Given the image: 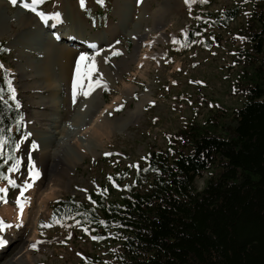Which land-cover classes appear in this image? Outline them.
<instances>
[{"label":"rangeland","instance_id":"rangeland-1","mask_svg":"<svg viewBox=\"0 0 264 264\" xmlns=\"http://www.w3.org/2000/svg\"><path fill=\"white\" fill-rule=\"evenodd\" d=\"M205 1L204 11L239 5V15L226 27L214 29L221 37L219 43L203 34L183 49L178 39L192 27L197 14L194 0H0V47L5 48L0 53V72L8 71L12 90L6 98L22 112L18 124L21 131L12 127L16 133V160L9 173L12 181L0 180V199L4 198L0 202V250L11 239L8 237L24 207L38 212L36 231L29 228L25 233L28 238L35 234L28 254L17 264H80L86 253L105 256L102 253L112 246L94 242L86 229H70L69 223L51 219L52 202L69 195L87 202L90 192L102 184L112 196L123 185L109 180L110 175L124 173L126 180L131 179L144 166L146 151L165 148L167 135L188 122L194 111L203 118L216 103L227 109L240 106L243 98L233 92L237 68L229 64L234 50L244 46L237 35L245 27L253 0ZM33 17L39 22L53 20L55 27L45 24L44 34L32 39L25 33V39L19 41ZM127 29L144 37L150 35L153 47L147 50L141 45L134 52L135 42L125 33ZM69 32L78 41L60 39ZM51 39L74 53L69 70L77 68V55H84L75 89L68 84L66 73L59 71L60 61L55 64L49 57L53 56ZM206 39L211 40L210 48L203 44ZM147 53L150 56H145ZM140 57L143 59L136 67ZM45 63L56 78L60 114L69 105L80 127L91 115L105 116L108 112L109 121L108 127L98 129L94 136L90 130L97 122L88 124V135L81 136L82 146L69 144L54 156L44 155L41 149L43 141L50 146L54 137L39 141L29 129L35 124L33 111L43 109L33 104H41L48 95L42 87L44 82L33 71ZM44 75L42 72L40 77ZM36 85L39 87L33 88ZM85 136L89 137L84 140ZM206 175L202 172L196 178L198 189ZM43 178L37 192L35 186ZM10 247L0 253L5 254L0 263L15 252Z\"/></svg>","mask_w":264,"mask_h":264},{"label":"trees","instance_id":"trees-1","mask_svg":"<svg viewBox=\"0 0 264 264\" xmlns=\"http://www.w3.org/2000/svg\"><path fill=\"white\" fill-rule=\"evenodd\" d=\"M194 1L192 27L178 39L183 49L203 34L219 43L214 29L226 27L240 11L239 5L204 11L206 1ZM240 32L244 46L229 64L237 68L233 92L243 98L240 106L216 103L203 118L194 111L167 135L165 148L146 151L144 166L131 179L110 175L123 185L112 196L102 184L87 202L72 195L52 202V220L86 229L94 242L112 246L105 256L86 253L80 264H264V0H253ZM203 44L210 48L211 40ZM11 88L2 70L0 180L8 184L16 160L12 127L20 132L22 117L6 98ZM202 172L207 175L198 189Z\"/></svg>","mask_w":264,"mask_h":264},{"label":"bare ground","instance_id":"bare-ground-1","mask_svg":"<svg viewBox=\"0 0 264 264\" xmlns=\"http://www.w3.org/2000/svg\"><path fill=\"white\" fill-rule=\"evenodd\" d=\"M154 15H155V13H154ZM29 19H30V16H29ZM121 19L124 22L125 21V15ZM55 23L56 22H53V20L52 21H46L45 20L44 22L43 21L39 22L36 20L35 17H33L32 20H30L26 23L27 30H25L21 34V37H18V40L20 41L21 38H24L22 35H24L25 33L27 35L26 36L27 38L30 37L32 39H35V38L39 37L40 35L44 34V32H46L45 31L46 25L49 26V24H55ZM28 26H29V29H28ZM134 32L135 31H133L131 29H127L125 31V33L127 35H129L130 37L132 35V40L135 42L134 52H135L136 47L139 48V47H141V45L147 46L146 47L147 50H149L148 48L153 47L154 42H152L150 40L151 39L150 35L144 37V35L134 34ZM59 37H60V39H63V40L72 39V41H78L77 38H73L72 35H70V32L69 33H63ZM152 39L155 40L156 37H152ZM51 41L52 42L50 43L49 48L51 49L53 56L50 54L49 57H50V59H51V57H53L54 60H52V62H54L55 64H57V62L60 61V64H57L59 66V71H61V73H63V72L66 73V75L68 76V80H67L68 84L73 85V88L75 89V87L77 86V83L79 82L80 73H81L80 71H78V68L80 66L79 63L82 62V57H84V55L83 54L77 55L78 59L75 61L77 63V68H73V69L69 70V65H70L71 61L73 60L74 53L67 46L66 47L61 46V44H59L58 41H55L52 39H51ZM46 49H48V48H46ZM149 54L150 53H147L145 56H150ZM133 55H134V53H133ZM143 57H140L138 59V61L136 62V67L140 66L139 63L143 59ZM28 63H31V62H28ZM29 69L31 70V68H29ZM33 71H34V74H37L38 80L41 79V81L44 82V86H42V87L46 88V90H44V91L47 92L48 95H47L45 101H41V104H33V105H36L38 107L40 105H42L43 109L33 111L35 119L32 118V121L35 124L34 125L32 124L29 127V129L31 131V134L34 136V138L39 139V141H41V140L43 141V138H44V140H46V138L47 137L50 138V136L54 137L53 138L54 139L53 144L50 146L47 145L48 148H47L46 144L49 142L43 141L44 144H43V148H41V149L45 150L44 155L46 154L47 156H49V155L54 156V155L60 153V151L63 148L66 149L69 144H76L78 146H82V140L83 139H81V136L87 134L86 129L90 128L88 126V124L91 125L94 121L97 122V125L93 128V130H90V133L93 136L98 129L104 130L106 127H108V123H109V121L107 119L108 112L105 114V116L91 115L89 120H87V122L85 124H83L81 127L79 126V124H76L75 114H74L75 110L69 111V108H70L69 105L67 107H65L62 114H60L61 112L59 113V110H58L59 104L55 99V97L58 93V87L55 84L56 78L53 77V73L50 70L49 63L42 64L39 66V68H37V69L34 68ZM42 72H45V75L43 77H40ZM34 81H37V80H34ZM36 87H39V86H37V85L33 86V88H36ZM68 104H69V102H68ZM103 105L108 107L107 103H104ZM36 130H38V132ZM88 137H86L84 140H86ZM46 148H47V150H46ZM66 161L70 162L71 160H70V158H68V159H66ZM47 171H49V170H47ZM48 177L51 178V175L50 176L48 175ZM42 181H44V178H43V180H39L37 183V186H35L36 187L35 190H37V192H38V189L40 190V188L42 186V184H41ZM49 181H52V180L49 179ZM4 205L5 204H2V206H4ZM18 215H20V214H17L16 216H18ZM37 215H38V212L36 210L28 209V206L24 207L23 212L21 213L20 217L18 216L19 218H17L18 219V225L12 230L11 236L8 237L11 239H9L6 242V244H4V248H2L0 250V253H2L3 251H8L9 247L11 246L10 248L13 247V250L15 252L11 255V257L8 260L5 259L0 264H10V263L11 264H17V261L22 256H24L25 254H28V250H29L28 245L31 243V240L35 234L30 235V237L28 238V237H26L25 233H26V230L29 228H31V230L33 232L36 231ZM4 256H5V254H1L0 258L2 259V258H4Z\"/></svg>","mask_w":264,"mask_h":264}]
</instances>
